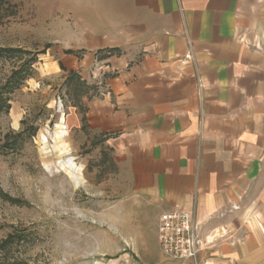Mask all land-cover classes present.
Instances as JSON below:
<instances>
[{
	"label": "crops",
	"instance_id": "1",
	"mask_svg": "<svg viewBox=\"0 0 264 264\" xmlns=\"http://www.w3.org/2000/svg\"><path fill=\"white\" fill-rule=\"evenodd\" d=\"M38 1L87 88L70 122L104 135L141 218L191 213L201 264H264V0Z\"/></svg>",
	"mask_w": 264,
	"mask_h": 264
},
{
	"label": "rangeland",
	"instance_id": "2",
	"mask_svg": "<svg viewBox=\"0 0 264 264\" xmlns=\"http://www.w3.org/2000/svg\"><path fill=\"white\" fill-rule=\"evenodd\" d=\"M0 48L44 52L0 118V264H185L161 252L104 135L72 126L79 90L57 65L54 14L38 0H0ZM18 64L0 56V84Z\"/></svg>",
	"mask_w": 264,
	"mask_h": 264
},
{
	"label": "built area",
	"instance_id": "3",
	"mask_svg": "<svg viewBox=\"0 0 264 264\" xmlns=\"http://www.w3.org/2000/svg\"><path fill=\"white\" fill-rule=\"evenodd\" d=\"M100 71L95 76V80L100 79L97 82L99 91L104 73ZM99 94L103 95L104 91H100ZM157 242L163 255L185 264H201L200 253L212 243L202 239L199 225L194 216L187 212L160 215L157 220Z\"/></svg>",
	"mask_w": 264,
	"mask_h": 264
},
{
	"label": "trees",
	"instance_id": "4",
	"mask_svg": "<svg viewBox=\"0 0 264 264\" xmlns=\"http://www.w3.org/2000/svg\"><path fill=\"white\" fill-rule=\"evenodd\" d=\"M48 49V47H47ZM66 54H71V51H66ZM44 52L39 53H32L23 49H14V48H0V56H6L9 58H15L16 62L19 63L18 66L12 67L9 76L6 77L3 83L0 84V118L2 116L8 115L10 111V102H11V95L17 91L23 83L32 78L34 75L33 66L37 63L38 55H42ZM61 68V67H60ZM67 80L69 82H74L78 87L79 94L86 93V87L82 86L79 83L77 77L70 72L68 74ZM82 128L87 127L85 117L83 116L81 119ZM29 131V129H22L19 132L11 131L4 136V142L1 146V149L4 150H11L14 147L20 144V140H22L23 136ZM37 131L35 129L31 134L27 137L33 138ZM1 151V150H0ZM5 243V242H3Z\"/></svg>",
	"mask_w": 264,
	"mask_h": 264
}]
</instances>
